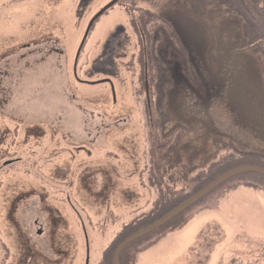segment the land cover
<instances>
[{
  "label": "flooded vegetation",
  "instance_id": "flooded-vegetation-1",
  "mask_svg": "<svg viewBox=\"0 0 264 264\" xmlns=\"http://www.w3.org/2000/svg\"><path fill=\"white\" fill-rule=\"evenodd\" d=\"M103 1L0 0V264H115L264 171V0H120L80 51ZM119 264H264V176Z\"/></svg>",
  "mask_w": 264,
  "mask_h": 264
},
{
  "label": "water",
  "instance_id": "water-1",
  "mask_svg": "<svg viewBox=\"0 0 264 264\" xmlns=\"http://www.w3.org/2000/svg\"><path fill=\"white\" fill-rule=\"evenodd\" d=\"M119 1L120 0H113L109 5H107L101 12H99L91 20V22L89 23V26L87 28L86 36H85V39H84V41H83V43L81 45L80 51H81V49H82V47L84 45V42H85V40H86V38H87V36L89 34L90 29L92 28V26L95 23V21L98 18H100L106 11H108L110 8H112L117 3H119ZM246 98H249L248 94L246 95ZM260 120H261V123H262V132L264 134V117H262ZM248 172H256V173L261 174L262 176H264V171L263 170H260V169H248V168L238 169V170H235V171H233V172H231V173H229L227 175L222 176L221 178H219L218 180H216L215 182H213L212 184L207 186L204 190H202L199 194H197L195 197H193V199H191L189 202H187L182 207L176 209L174 212H172L169 215L165 216L164 218H162L160 221H158L156 224L152 225L151 227H149V228L145 229L144 231H141V232L133 235L129 239H127L123 244L120 245V247L117 249V251L115 253V256H114L115 264H119V255L125 249V247H127L130 243H132V242H134V241H136V240L148 235L152 231H154V230L158 229L159 227L165 225L166 223L171 221L173 218H175L183 209H186L191 204L196 203L197 201H199L200 199H202L203 197H205L206 195L211 193L213 190H215L218 186L223 184L229 178H232V177L237 176L239 174L248 173Z\"/></svg>",
  "mask_w": 264,
  "mask_h": 264
},
{
  "label": "rangeland",
  "instance_id": "rangeland-1",
  "mask_svg": "<svg viewBox=\"0 0 264 264\" xmlns=\"http://www.w3.org/2000/svg\"><path fill=\"white\" fill-rule=\"evenodd\" d=\"M107 1L108 0H104L103 2H102V4L101 5H99L98 7H97V9L95 10V11H97L98 10V8L99 7H102V6H104L106 3H107ZM95 11L94 12H92V14H90L89 16H88V18L86 19V22H88V20H89V18L95 13ZM13 21H14V19H13ZM16 24V22H14V24L13 25H15ZM47 73L46 72H43L41 75L43 76L42 78L44 79L45 78V75H46ZM52 76H53V78H54V80L55 81H60L61 83H63V82H67V76H66V74L64 73V72H62V69L59 67H54L53 69H52Z\"/></svg>",
  "mask_w": 264,
  "mask_h": 264
}]
</instances>
